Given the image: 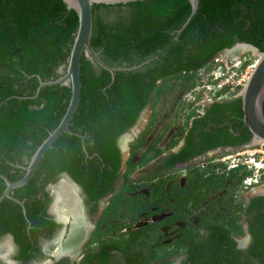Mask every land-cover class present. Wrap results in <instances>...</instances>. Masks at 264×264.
Here are the masks:
<instances>
[{"label":"trees","instance_id":"1","mask_svg":"<svg viewBox=\"0 0 264 264\" xmlns=\"http://www.w3.org/2000/svg\"><path fill=\"white\" fill-rule=\"evenodd\" d=\"M189 12L187 0L92 4L89 43L99 59L112 67L139 66L116 70L111 75L83 55L80 57L79 100L68 129L83 139L62 133L44 152L30 179L14 189L15 197L25 198V215L31 223L42 224L41 211L47 200L43 187L55 182L60 172H66L91 197L105 193L119 168L117 138L135 123L147 104L154 107L161 85L170 79L166 76L188 81L189 89L195 83V74L209 68L220 50L244 42L264 51V0H198L193 15L177 31ZM76 21L73 10L62 0H0V173L11 180L21 173L66 105L69 85L41 86L36 94L35 89L37 77L50 80L60 75L58 68L66 64ZM155 48L159 51L157 59L152 57ZM182 69L191 73L181 77L178 72ZM261 109L264 117V97ZM192 115L193 111L186 115L185 124ZM241 117L240 97L210 103L202 115L192 119L184 145L172 155V160L168 159L166 166L218 146L245 144L251 134L242 127ZM198 123L204 124V128ZM151 125L152 116L129 143L121 187L110 198L100 222L114 218L120 203L125 212H130L126 218L136 219L140 211L148 214L151 206L170 197L172 213L155 223L128 229L121 238L104 242L105 245L121 250L126 264H173L166 258L180 254L184 257L177 264H264V195L251 197L247 205L233 203V196L242 190L241 179L250 173L244 165L239 164L227 173L214 170L224 167L223 163L190 167L185 184L180 187L174 182L171 191H165L163 196L160 191L172 175L152 184L128 180L129 173L147 161L145 153L153 149V142L148 143L145 153L131 161L137 150L145 146ZM198 127L200 132H196ZM173 143L170 141V145ZM2 183L0 178V191ZM140 186L148 190L144 199L127 195ZM220 189L225 192L216 199L217 204L223 205L224 197L227 208L235 206L233 211L247 216L250 239L244 248L235 247L234 238L241 236L243 230L237 222L239 215L229 213L228 209L224 215L217 213L215 221H202L197 227L185 224L179 235L165 244L171 246L169 249L161 244L151 245L160 241V226L177 220L187 222L190 207L197 208L209 192ZM37 195H43L44 201ZM3 203L6 216L1 219L5 223L0 231L17 237L26 224L25 218L17 203L5 198ZM117 224L108 223L105 230L110 231ZM200 227L208 234H200ZM16 241L21 244L18 237Z\"/></svg>","mask_w":264,"mask_h":264},{"label":"flooded vegetation","instance_id":"2","mask_svg":"<svg viewBox=\"0 0 264 264\" xmlns=\"http://www.w3.org/2000/svg\"><path fill=\"white\" fill-rule=\"evenodd\" d=\"M153 59H157V53H159L158 49L155 48ZM191 73L190 70L185 72V70H181L178 74L182 77ZM170 79H176L175 76H166ZM159 82V79L157 83ZM221 94H216V92H205L203 89L199 88L196 90L186 91V95H183V99L187 101L188 107H193L194 110L198 111V113H194L190 118H188V124H182L181 127L176 128L174 132H177L179 138L177 140L169 139L174 143L170 146H167L163 151L157 149L154 153V161L148 165L149 167L143 168L141 171L136 172V175H128V180L136 181L138 180L140 183H148L152 184L156 181L163 180L162 178L168 177L172 175L171 178H166L167 180L164 182L163 191L160 193L163 196L165 191H171V186L174 182L182 187L185 184L186 180V171L191 168H203L207 164L215 163L218 161L206 160L204 163H197L192 166H187L182 174L177 173L178 168H180L184 164H188L193 159L198 158H206L209 153L220 152L221 150L226 148H235L237 146H218L212 149L204 150L198 155H195L183 162H175L172 166H166L168 163V159H173L172 155L179 152L180 148L184 145L185 135L188 133L190 125L192 124V119L194 117H198L202 115L205 110V107L209 106L210 103L219 101L222 98ZM180 100V99H179ZM156 101V100H155ZM179 102V101H178ZM155 104V103H154ZM198 108L200 110H198ZM186 121V119H185ZM200 124V123H198ZM133 126V125H132ZM201 128H204V124L199 125ZM127 130V129H126ZM125 130V131H126ZM182 131V132H181ZM200 132L201 129L196 130V132ZM140 133V132H139ZM156 136V135H155ZM137 136L134 137V139ZM158 136L153 139V144L157 143ZM132 140H128V142H132ZM122 144L125 145L126 148V157L123 160L121 154V140L119 137L117 138L116 144L119 149L120 154V163L119 168L116 170L117 176H115V181H113L112 185L106 188V191L102 195H97L91 197L87 194V192L77 183L75 182L66 172H60L58 174L57 179L53 183L46 184L43 187V190L46 191L47 200L44 201V196L40 195L42 200L44 201V206L41 211V216L43 217V222L40 225H36L31 223L25 215L23 214L26 224L23 228H20V234L17 237L21 240V244L16 241L15 235L9 231H0V264H126L125 256L123 252L116 248H110L105 245L104 242L116 241L123 236L128 229L137 228L135 224L147 221V223H155L161 219H164L171 215L173 206L172 198H168L167 200H163L160 203H157L150 207V213L145 214V211H140L136 214V219L132 216L126 218V214L130 215V212H125V207L122 205L123 203L118 204V208L116 209V215L112 219L105 218L102 222H100L102 218L103 212L106 210L107 205L109 204L110 198L119 190L121 187V183L123 181V173L125 171V161L128 156V145L129 143ZM152 142V141H151ZM148 145V144H147ZM146 145V146H147ZM242 145V144H241ZM239 145V146H241ZM144 147V150L146 148ZM217 169V170H216ZM231 168H226L225 166L222 168L215 167V172L218 173H227V171ZM2 174V173H0ZM4 175V174H2ZM7 177L6 175H4ZM181 176V178H179ZM8 178V177H7ZM2 179V178H1ZM9 179V178H8ZM11 180V179H9ZM59 181H64L68 183H59ZM3 187L0 191V196L5 187L4 181L2 180ZM58 184H63L65 191L62 194V200L56 199V190L55 187ZM24 185V184H23ZM21 185V186H23ZM15 187L9 190V195L11 198L3 196L0 199V220L3 219L6 214L5 210H2L5 206L3 203V199H7L9 201H14V199L20 200L24 207V197L19 199L14 196V189H19V187ZM257 186V185H254ZM260 186V185H258ZM255 188V187H254ZM253 186L244 189L249 190V193L246 195V199L244 200V205H247L249 199L253 196L264 195V190H256ZM144 190V194L140 193V190ZM186 191L182 192V196L185 197ZM225 189H220L215 193L209 192L206 198L210 195H214L212 197L213 201L216 202V199L223 196ZM128 196H137L140 195L142 199L148 196V190L146 186H140L135 188L133 191L128 192ZM40 197L39 195H37ZM205 198V199H206ZM204 200V199H203ZM201 200V202L203 201ZM201 202L198 206L201 205ZM17 203V202H15ZM18 204V203H17ZM19 205V204H18ZM121 205V206H120ZM20 206V205H19ZM190 206V202L187 207ZM207 207V206H206ZM235 207V206H234ZM198 208V207H197ZM195 208V209H197ZM230 208V207H229ZM229 208H225L226 210ZM229 210V213L238 214L239 218L237 220L238 223L241 224L243 234L241 236L235 237L234 240L236 242V248H244L250 239L249 232L247 230V216L243 214L241 211H233ZM21 212L22 208L20 206ZM191 209V207H190ZM189 209V211H190ZM192 209L191 211H194ZM6 210L8 212L9 208L6 204ZM25 210V207H24ZM2 211V213H1ZM26 211V210H25ZM217 213H220L219 211ZM216 214V213H215ZM221 214V213H220ZM6 216V215H5ZM156 217V220L152 221L151 218ZM216 217L209 221H215ZM118 222L117 226L112 230H105L106 224ZM206 221V220H204ZM202 222V221H201ZM200 222V223H201ZM3 220L0 221V226L4 224ZM178 223H182L181 226H178ZM185 223L189 224V222H185L183 220L172 221L170 224H165L159 227L160 234L157 236L158 238H164L161 231V228H165V231L170 230L172 224L177 228L179 235V229L185 227ZM198 224V223H197ZM115 225V224H114ZM197 227V225L195 226ZM105 230V231H104ZM198 232L200 234H208V232L204 231V228H199ZM175 238V237H174ZM174 238H172L171 242ZM162 239H160L161 241ZM156 244L158 241H155ZM167 242V243H168ZM106 246V247H105ZM184 255H170L166 259L170 260L171 263L177 264L179 260H181ZM155 262V261H154Z\"/></svg>","mask_w":264,"mask_h":264},{"label":"water","instance_id":"3","mask_svg":"<svg viewBox=\"0 0 264 264\" xmlns=\"http://www.w3.org/2000/svg\"><path fill=\"white\" fill-rule=\"evenodd\" d=\"M62 1L68 9L73 10L77 19L72 42L69 48L67 61L64 68L62 67L58 68V72L60 73V75L57 78L50 80H41L39 77H37L38 85L35 89V94L39 91V88L41 86L52 85L57 83L61 85H69L66 105L56 125L52 128L51 131L48 132V134L42 139L39 145L35 148L34 152L30 155L29 159L27 160L26 165L23 166V170L18 175V177L15 180H9L4 175L0 174V178H2L5 184L0 199L3 196L11 198V196L9 195V190L25 184L30 179L44 152L51 147L52 143L62 133L73 134L78 136L81 140L83 139L82 135L68 129L69 121L76 110L79 100V92H80L79 59L82 55L87 59H89L92 63L97 64L101 68L109 71L111 75L116 70L133 69L139 66V65H132L130 67L109 66L99 59L97 52L92 49L89 43L91 26H92L91 7L93 3L116 4V3H127L129 1H136V0H62ZM187 1L190 5V12L187 18L185 19V21L181 24L180 28L177 29V31H180L185 26V24L193 15L197 7L198 0H187ZM238 45L244 46L245 51H250L251 53L256 54L257 59L252 69L246 76V79L239 93L231 98L240 97L241 100L242 127H246L249 133L251 134L250 140L245 144L251 141L264 142V117L261 109V103L264 97V51L261 52L256 47L248 43L236 42L232 46L220 50L217 54L219 53L223 54L224 52L232 51L234 47ZM149 107L150 105L147 104L139 113V116L136 119L133 126L129 127L119 136L122 145L121 154L123 160L126 157V148L125 145L122 144V140L124 141V139H126L127 137H128L127 140L129 139L132 140L137 135L141 126L143 125ZM128 133L129 134L133 133V134L127 135ZM123 143L126 142L124 141ZM239 147L240 146H237L232 149H237ZM226 149H231V148H226ZM14 201L21 206L22 213L24 214L25 210L22 202L17 199H14ZM151 220L152 221L156 220V217H152ZM146 222L147 221L145 220L143 221L142 224H145ZM138 226H140V223L135 224V227Z\"/></svg>","mask_w":264,"mask_h":264},{"label":"rangeland","instance_id":"4","mask_svg":"<svg viewBox=\"0 0 264 264\" xmlns=\"http://www.w3.org/2000/svg\"><path fill=\"white\" fill-rule=\"evenodd\" d=\"M224 57H226V55L219 53L216 54L215 58H212V62L209 64L210 67L208 68V70L206 68H202L200 69L197 74H195V83L193 85V87H196L197 89L201 88L204 89L202 87H200V84H208L207 86L210 89H214L215 86L209 84L212 82V77H214V73H211V70H215L216 67H222L225 68L224 65H227L224 61ZM238 59L237 62H234L233 65L230 67V69L234 72H236V77L233 79L234 81L233 84H229V87L226 88L225 90H223L221 92L220 97L222 99H227L230 97H233L234 95L238 94L241 87H242V80L241 77H245L248 75L250 69H249V65L253 64L255 62V60L257 59L256 54L251 53L250 51H243L238 55ZM213 75V76H212ZM212 76V77H211ZM183 81V82H182ZM240 83V84H238ZM188 84V81L184 80V79H169L167 80L164 84L161 85L160 88V95L158 96V98H156L154 107L151 108L149 107V109L147 110V115L146 118L143 122V125L141 126L139 132H141L149 118L152 116V125H151V130L149 133H147L145 135V146L150 143L151 141L153 142V139L156 136H160L159 141L155 144H153V149L150 152H144V147H141L137 150V153L132 157V162L135 161V159L140 155L145 153V157L148 158L147 161L142 164V165H138L132 172L129 173L130 176H134L136 175V172L141 171L143 168H148L149 164L151 163V161H154V152L159 149L160 151H163L167 146H170L169 144V139L172 140H177L179 138V135L177 134V132H174L176 128L179 129V127L182 126V124L184 125L185 123V119H186V115L190 112L193 111L194 113H198V111L194 110L193 107L187 105V101L185 99H183V95H186V91L188 89H186V85ZM192 87V88H193ZM204 87V86H203ZM189 88V91L192 89ZM180 99V100H179ZM179 101V102H178ZM149 105V104H148ZM198 110H200L198 108ZM139 132L137 133V135L139 134ZM136 135V136H137ZM156 135V136H155ZM134 139V138H133ZM171 141V140H170ZM128 142V141H127ZM130 143V142H128ZM264 154V143L262 142H249L245 145L240 146L237 149H226L223 150L221 152H214V153H209V155L206 156V158L202 159V158H198V159H193L191 162H189L188 164H184L182 165L180 168H178L177 173L182 174L184 169L187 166H192L194 164L197 163H204L206 160H213L216 161L217 158L221 157V156H225L226 160L224 162H215V163H223L225 165L226 168L229 167L230 163H231V156L235 155V159L239 160H245L247 161L248 164H243L245 165V167L249 170H252L253 166L250 165V160L252 159V156H254V161L253 163H255V165L259 166L261 164L264 163V160H261L259 162V158L261 157V155ZM251 157V158H250ZM219 169V168H218ZM217 170V169H216ZM181 178V176L179 177ZM67 183L64 181H59V183ZM68 186V183L66 184ZM260 186H253L254 189L256 190H264L261 187H264V181L262 183L259 184ZM56 190V199L58 200H62V194L65 191V188L63 187V184H58L55 187ZM140 193L144 194V190H140ZM249 193V190H245L242 189L240 192H238L237 194H235L234 197V204H237L239 202L244 203V200L246 199V195ZM212 197H215L214 195L212 196H208L206 199H204L201 202V205L198 206L197 209H195L194 211L190 210V213L187 215V222H189L192 226H196L197 223L204 221V220H212L216 217L217 218V212L219 211L221 214L224 215V211L226 208V205L224 204L225 200L224 197L222 198V204L223 205H218L217 202H214ZM232 203V201L230 202ZM207 206V207H206ZM234 207V206H233ZM229 210L232 212V208L230 207ZM216 213V214H215ZM143 222H140V225H142ZM186 224V223H185ZM178 226H181L182 223H178ZM176 226V227H178ZM173 224L171 226L170 230L165 231V228H161L162 234L164 238H160L162 239L161 241L157 242V244H161L162 247H166L167 249H169V246H166L165 244L170 241L172 238L176 237L178 234V230ZM170 243V242H169ZM151 245H156V242H153Z\"/></svg>","mask_w":264,"mask_h":264},{"label":"built area","instance_id":"5","mask_svg":"<svg viewBox=\"0 0 264 264\" xmlns=\"http://www.w3.org/2000/svg\"><path fill=\"white\" fill-rule=\"evenodd\" d=\"M254 63L251 64V65H249V69L250 70L252 69ZM224 66H225V68H222V67H219L218 68V67H216L215 70L213 69V70L210 71L211 73H214V77L217 76V79L216 80H213L214 77H212L211 78L212 79V82L209 83V84L215 86L214 89H210L207 86L208 84H206V85L203 84V83L200 84V87L204 88L203 90L205 92H208V91L209 92H218V91L222 90L223 87L226 86L228 88L229 87V84L230 85L233 84L232 81H234L233 79L236 77V72H234V71H232L230 69V67L233 66V65L227 64V65H224ZM245 79H246L245 77H241V80H242V83L241 84L242 85H243ZM238 84H240V83H238ZM196 89H197L196 87H193L192 88V90H196ZM225 156H227V155H225ZM225 156H221V157L217 158L216 161H218V162H220V161L221 162H224L226 160L225 159L226 158ZM234 156L235 155H232L230 157L231 158L230 159L231 160V163H230L229 167H234V166H236L238 164H242V165L243 164H248L247 161H245V160H239L238 161L237 159H235ZM249 160H250L249 161L250 162V165L253 166V168H252V170H249L248 169L250 173L247 174L246 176H244L241 179L242 189H248V188H250V187H252L254 185H259L260 183H262L264 181V163L261 164V165H259V166L255 165V163H253L254 156H252V159H249ZM261 160H264V154L261 155V157L259 158V162Z\"/></svg>","mask_w":264,"mask_h":264},{"label":"bare ground","instance_id":"6","mask_svg":"<svg viewBox=\"0 0 264 264\" xmlns=\"http://www.w3.org/2000/svg\"><path fill=\"white\" fill-rule=\"evenodd\" d=\"M244 50H245L244 46L238 45V46L234 47V49L232 51L224 52L223 54L226 55V57L223 58L225 63L226 64H233L234 62H237V60H239L238 55L241 52H243ZM132 134L128 133L127 135H132ZM127 139H128V137L126 139H124V141L125 142L128 141ZM257 142H261V141H257ZM262 143H264V142H262ZM261 188L264 189V187H261Z\"/></svg>","mask_w":264,"mask_h":264},{"label":"clouds","instance_id":"7","mask_svg":"<svg viewBox=\"0 0 264 264\" xmlns=\"http://www.w3.org/2000/svg\"><path fill=\"white\" fill-rule=\"evenodd\" d=\"M207 70H208V68H207ZM212 76H213V75H212ZM212 76H211V77H212ZM216 79H217V76L213 78V80H216ZM238 165H239V164H238ZM236 166H237V165H236ZM236 166H234V167H236ZM228 168H233V167H228Z\"/></svg>","mask_w":264,"mask_h":264}]
</instances>
